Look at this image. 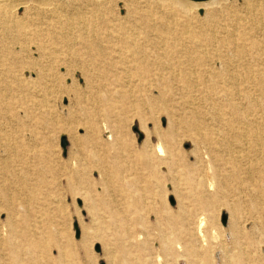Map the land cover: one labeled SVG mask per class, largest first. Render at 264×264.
Instances as JSON below:
<instances>
[{"label": "rangeland", "instance_id": "obj_1", "mask_svg": "<svg viewBox=\"0 0 264 264\" xmlns=\"http://www.w3.org/2000/svg\"><path fill=\"white\" fill-rule=\"evenodd\" d=\"M96 1L50 0V6L45 7V12L27 11V7L18 6L13 8L14 12L8 15L9 18L0 16V55L10 49L11 52L28 58L25 62H29L30 68L29 64L22 63L25 66L23 75L28 80H37L39 72L45 77L30 85L28 92L35 97L44 95L49 108L67 109L69 98L63 95V91L77 85L80 92L72 95L80 101L78 118L84 122L86 118L83 111L88 108L96 115L92 124L100 126L108 102L115 101L112 94L120 87L125 90L134 88L126 85L128 80H121V77H125L124 65L131 59L125 49L119 50L122 49L118 44L119 39L125 34L137 35L141 39L166 37L169 43L189 46L191 44L178 39L183 35V24L192 20L191 27H195V31H201L198 26L203 25L202 31L209 30L206 33L201 31V35H198L200 43L205 45L203 52L207 53V61H211L215 55L230 53L229 47L226 48L219 41L221 37L227 36V31H235L238 35L240 30L241 33H248V37H252L259 48L264 49V0H222L219 6L210 7L213 13L208 18L204 7L195 8L192 16H185L175 0ZM35 5L37 3L31 1L27 6L31 8ZM9 23L13 28L7 31L5 24ZM17 24L23 27L22 32L16 28ZM54 33L66 37V41L60 43L52 39ZM203 35L207 38L202 39ZM186 37L189 39L190 36ZM186 39L185 42L188 41ZM45 46L53 50H42ZM62 47L66 49L62 50ZM3 58L0 57L1 60ZM244 63L252 70L264 73L263 51L252 50L251 55L245 57ZM63 64L69 67V71L65 67L59 70ZM241 71L246 77V70ZM145 81L147 83L140 88L141 91L157 82L153 76ZM88 82L90 88L86 87ZM132 82L134 85L138 83L137 80ZM170 84L172 88L176 86L174 81ZM5 101L9 107L12 105L11 110L14 112L0 113V127L17 131L27 144L32 145L33 151L25 155L24 161L29 165L45 162L47 167L56 169L58 173L57 180L53 173L47 174L50 185L41 189L39 198L40 201H45L44 198L49 195L60 243L66 246L70 241L73 242V248L68 249V253L73 250L75 255L65 257L66 264H222V248L228 250L233 247L231 231L227 227L232 213L242 232L238 236L239 241L248 246L264 245V196L258 194L260 184L257 177L241 175L237 181L228 182L220 176L223 186L220 188L219 182L214 183L212 191H218L219 195L217 194L211 207H199L194 198L199 177L202 176L200 178L210 186L213 171L226 173L239 155L237 150L234 155L223 153L222 161L215 163V166L207 160L197 165L193 141L179 132L173 157L178 158L183 154L184 162L179 163V169H175L173 173H165L163 182L149 178L147 171L131 164L117 170L120 182L115 181V178L102 180L101 174H115V167L102 161L103 158L110 162L115 159V142L109 138V132H98L89 137V142H85L79 150H72L67 132L71 127L72 117H64L54 130L45 128L41 131L38 127L35 129L34 121L17 120L22 115L18 100L10 97ZM258 102H261L260 98H257ZM168 106L173 113L161 112V108L156 112L145 109V122L139 118L133 121L128 137L130 147L143 146L147 131L152 130L156 118L162 119L159 124L163 132L171 131L168 121H177L181 113L175 111V102H169ZM114 122L115 119L112 118L109 124ZM24 125L27 126L26 129H23ZM84 133L85 129L82 127L76 130L78 136H83ZM63 139L67 141L66 149L62 145ZM148 145H160L162 150L165 149L156 136L151 137ZM39 157H42V161ZM189 163L193 165L190 170L182 168ZM176 192L185 197L183 204L190 212L203 218V230L207 235L208 245L212 247L210 253L204 249L196 257L189 251L190 240L186 234L188 222L181 218L176 219V226L167 224L166 210L181 215L177 208ZM115 200L118 204H115ZM2 205L7 206V203ZM115 210L119 213L116 217ZM224 216L227 217L226 225H223ZM5 220L6 211L3 210L0 223ZM85 231L88 232V237L83 239ZM165 239L173 240L176 244L173 256L164 251ZM52 256L58 258V248L54 249Z\"/></svg>", "mask_w": 264, "mask_h": 264}, {"label": "bare ground", "instance_id": "obj_2", "mask_svg": "<svg viewBox=\"0 0 264 264\" xmlns=\"http://www.w3.org/2000/svg\"><path fill=\"white\" fill-rule=\"evenodd\" d=\"M31 1L37 5L29 8L27 5ZM49 1L0 0V16L11 15L14 12L13 8L18 6L27 7V11L45 12V7L50 6ZM100 1L102 0L96 2ZM175 1L185 16H192L195 8L204 7L207 9L206 18H208L213 13L210 7L219 6L222 0ZM191 21L183 24L181 28L183 35H180L181 39H178L183 43L191 44L189 46L169 43L166 37L141 39L137 35L125 34L122 39H119L121 42L119 41L118 44L122 48L119 50L125 49L131 58L124 65L125 77H121V80L123 82L124 79L128 80L126 85L134 88L125 90L124 87H120L112 94L115 101L108 102L103 113L104 120L100 126L92 124L96 115L88 108L83 111L86 121L78 118L80 101L78 97L72 95V93L77 95L80 92L77 85L68 91H63V95L69 98L67 109L64 107H60L59 110L49 108L45 103L44 95L35 97L30 94L29 86L37 80L39 82L44 80L45 77L39 72L36 75L37 80L34 78L31 81L25 78L23 75L25 66L22 63L28 58H23L11 52L10 49L4 55H0L4 57L0 59V113L6 114L13 111L11 110L12 105L9 107L5 104V100L11 97L18 100L22 109L21 118L17 117L19 118L17 120L20 122L34 121L35 129L38 127L41 131L45 128L54 130L59 122L65 119L64 117H72L71 127L67 130L72 142V150H79L85 142H89V137L98 132H109L111 134L109 138L115 142V159L110 162L107 158H103L102 161L115 167V174H101V178L102 180L115 178L117 182L121 180L117 170L128 164L147 171L149 178L163 182L165 173H173L175 169H179V163L184 162L183 154L178 158L173 157L177 133L180 132L182 136L193 141L195 147L193 153L196 156L197 165L207 160L215 166V163L222 161L223 153L234 155L236 150L239 153L238 156L236 155L238 159H234L233 166L226 173L220 174L217 170L213 171L210 186L200 178L202 176L199 177L194 193L199 207L213 206L219 193L212 190L216 182H219V187L222 188L221 177L228 182L237 181L241 175L257 177L260 184L258 194L264 196V73L254 71L244 63L245 57L251 55L252 50L264 53V49L259 48L258 43L252 37H248V33H241L240 30L238 35L235 31H227V36L221 37L219 41L226 48L229 47L230 53L215 55L211 61H207V53L203 52L205 45L200 43L201 38L198 36L201 35L204 25L198 26L201 30L198 32L195 31V27H191ZM5 25L7 31L13 28L10 23ZM16 28L19 32L23 31L21 25L17 24ZM167 29L171 30V28ZM184 35L190 36L189 39H186L188 37L185 36V38ZM204 38L207 37L203 35L202 39ZM52 39L64 43L67 38L54 33ZM185 39L188 41L185 42ZM41 49L53 50L46 46ZM64 49L66 48L62 47V50ZM25 64L28 65L29 62ZM61 67L69 71L67 65L63 64L59 70ZM244 69L247 72L246 77L241 71ZM150 76H153L157 82L141 91L140 88L145 87L147 83L145 80L149 81ZM134 80L138 82L136 85L132 82ZM173 81L176 86L172 88L170 82ZM86 87H91L89 82ZM256 95L261 102L257 103ZM169 102H175V111L181 113L177 121H168V128L171 131L163 132L159 124L162 119L156 118L152 130L147 131L143 146L130 147L128 137L133 121L139 118L144 123L145 109L156 112L161 108V112L173 113L172 108L168 106ZM112 118L115 122L109 124ZM23 127V129L27 128L25 125ZM80 127L85 129L83 136L76 135V130ZM1 128L3 127H0V214L5 210L6 220L0 223V264H66L65 257L75 255L73 250L68 253V249L73 248V242L70 241L66 246L60 243L53 222L54 216L49 195L44 198L45 201H40L39 198L41 189L50 185L47 174L53 173L57 180L58 173L56 169L47 167L45 162L38 165H29L25 162V155L33 151L32 145L27 144L17 131ZM153 136L164 144V150L160 145L157 147L148 145ZM39 158L42 161V157ZM192 166L189 163L184 164L182 168L190 170ZM176 194L177 208L181 215L166 210L167 224L176 226L178 224L176 219L181 218L188 222L186 234L190 240V247H187L189 251L196 257L204 249L210 253L212 247L208 245L207 235L203 230L205 225L203 218L190 212L183 204L185 197L178 192ZM4 202L7 206L2 205ZM115 204H118L117 200ZM114 214L115 217L119 215L117 210ZM227 227L231 231L233 247L228 250L222 248V264H264V245L250 244L251 246H248L239 241L238 236L242 232L233 213L229 216ZM87 237L88 232L85 231L83 239ZM175 247L173 240L165 239L164 251L167 255L173 256L176 251ZM55 248L59 249L58 258L52 256Z\"/></svg>", "mask_w": 264, "mask_h": 264}, {"label": "water", "instance_id": "obj_3", "mask_svg": "<svg viewBox=\"0 0 264 264\" xmlns=\"http://www.w3.org/2000/svg\"><path fill=\"white\" fill-rule=\"evenodd\" d=\"M62 145H63V148L64 149H66V147H67V141L65 140V139H63V143H62ZM227 224V217L226 216H224V218H223V225H226ZM79 232L77 233V238H79Z\"/></svg>", "mask_w": 264, "mask_h": 264}]
</instances>
